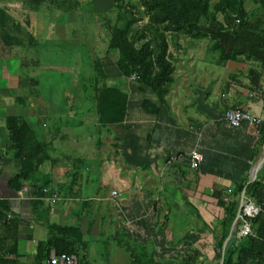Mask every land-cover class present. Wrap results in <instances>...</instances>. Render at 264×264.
Masks as SVG:
<instances>
[{"label": "crops", "instance_id": "1", "mask_svg": "<svg viewBox=\"0 0 264 264\" xmlns=\"http://www.w3.org/2000/svg\"><path fill=\"white\" fill-rule=\"evenodd\" d=\"M78 11L0 0V264H48L53 254H67L49 245L57 227L75 230L62 239L73 242L68 255L76 264H221L225 245L226 255L250 224L242 210L232 231L264 150L262 70L241 61L229 74L227 81L235 76L243 85L252 78L254 90H228L226 83L223 90H177L180 45L172 41L175 83L163 102L122 75L108 43L98 46L96 32L99 80L91 90H64L63 73L71 68L40 66L27 55L70 30L79 37L71 17ZM27 65L54 81H39L36 70L23 73ZM105 83L128 97L118 123L100 121L95 89ZM229 109L262 124L232 127L225 120ZM9 117L31 129L21 152L10 143ZM193 151L204 158L198 170L191 167ZM263 168L257 174L262 182ZM236 201L232 220L228 212ZM245 201L264 206L247 194Z\"/></svg>", "mask_w": 264, "mask_h": 264}, {"label": "trees", "instance_id": "2", "mask_svg": "<svg viewBox=\"0 0 264 264\" xmlns=\"http://www.w3.org/2000/svg\"><path fill=\"white\" fill-rule=\"evenodd\" d=\"M22 1L24 6L33 10L47 6L72 12L83 7L82 0ZM254 1L255 5L247 9L245 0H218L214 4L211 0H113L115 22L111 23V18L104 16V23L110 30L108 51L116 55V65L122 75L126 78L137 75L136 81L140 88L150 90L163 102L175 83L176 65L169 52L170 41H178L182 36L195 40L210 38L218 51L217 65L225 66L229 61L251 62L259 66L261 78L264 79V0ZM212 5L215 12L212 11ZM90 12L95 13V8ZM218 13L224 16V22H220ZM145 17H148V21L141 29H137L135 26ZM95 65L96 80H99V62ZM252 83V78L251 85H243L237 82L235 76H231L225 86L228 90L231 85L254 90L255 85ZM95 90L100 121H122L128 98L122 89L105 83L98 85ZM7 128L12 147L23 151L29 135L32 136L29 125L22 119L9 117ZM246 194L264 204V182L258 177L248 185ZM238 206L237 201L230 204L228 215L232 220L237 215ZM248 220L252 234L243 237L237 245L231 242L226 250L224 264L264 263V206L259 215ZM72 233H75L74 229L53 228L49 245L57 253H74L73 242L65 243L62 239L65 234Z\"/></svg>", "mask_w": 264, "mask_h": 264}, {"label": "rangeland", "instance_id": "3", "mask_svg": "<svg viewBox=\"0 0 264 264\" xmlns=\"http://www.w3.org/2000/svg\"><path fill=\"white\" fill-rule=\"evenodd\" d=\"M138 1L139 0H134V2ZM245 1L247 9L255 5L254 0ZM211 2L214 4L217 3L218 0H211ZM112 5L113 0H83L82 9L71 16L75 17V21L78 23L79 27L76 32L79 37H74L75 31L70 30L66 36L53 38V42H47L41 49L37 47L36 51H32V53H29L27 56H36L37 61L41 63L40 66H63L71 68L70 70L67 69L66 74L63 73V78L67 76L65 79L68 80L66 81V88H63L64 90H91L92 86H95L96 79H98L97 73L93 70L95 57L98 56L96 52L98 49L95 47L96 35L98 34L97 44L99 47L102 48L104 43H108L110 30L108 25L104 23V16L111 18V23L115 22L116 19L114 17ZM93 8L97 9L95 13L90 12ZM212 11L215 12L213 5ZM217 15L220 22H224V16L221 13ZM21 16L24 17L26 14L22 13ZM52 19L54 24H58V20L55 19L54 14ZM147 21L148 17H145V19L137 23L135 27L141 29ZM172 41L180 45V47L175 50L179 56L178 60L175 62L176 65H178V71L176 73L177 82L175 85V89L177 87V90H194L196 87L223 90L229 78V74L233 72L237 73V67L241 66V63L233 61H229L226 67L217 65L218 51L214 48L210 38L195 40L182 36L178 41L172 39L170 44ZM40 43H45L43 38L40 39ZM99 50L101 51L100 48ZM205 58L208 62L206 67L203 63ZM35 70L39 81H54L50 78L47 79L46 76L43 75V73L45 74L47 71H43L40 67H36L35 65L31 67L28 65L25 66L23 68V73L27 74ZM48 74L56 75L57 73L48 72ZM39 75H43L42 78H40ZM70 78L72 79L73 86L71 85ZM109 81L111 85H116V80L111 79Z\"/></svg>", "mask_w": 264, "mask_h": 264}, {"label": "built area", "instance_id": "4", "mask_svg": "<svg viewBox=\"0 0 264 264\" xmlns=\"http://www.w3.org/2000/svg\"><path fill=\"white\" fill-rule=\"evenodd\" d=\"M137 75H133L131 77L132 80H137ZM225 120L226 122L232 126V127H239L244 121H247L251 124H256L260 126L262 124V120L252 116L251 114L242 112L240 110L235 109H229L225 113ZM203 155L199 153L198 151H193L191 153V167L194 170H198L200 168V165L203 162ZM46 194L49 195V192L46 191ZM56 198V196H53ZM262 211V206L259 204H256L251 201H245L243 206V212L244 216L248 218L255 217L260 214ZM252 234V228L250 224L246 223V225L243 227L241 231V237H247ZM48 264H76V258L72 255L68 254H60L56 255L53 254V256L48 261ZM264 264V263H263Z\"/></svg>", "mask_w": 264, "mask_h": 264}, {"label": "water", "instance_id": "5", "mask_svg": "<svg viewBox=\"0 0 264 264\" xmlns=\"http://www.w3.org/2000/svg\"><path fill=\"white\" fill-rule=\"evenodd\" d=\"M264 167V150H263V154H262V157L259 161V163L256 165V167L254 168V171H253V174H252V177H251V182H253L256 178H257V174L259 173V171ZM245 198H246V188L244 189L243 191V194H242V198H241V206H240V209H239V212H238V216H237V219H236V222L233 226V229L232 231H234L236 225H237V222H238V219L240 218L241 214H242V210H243V206H244V202H245ZM227 245V244H226ZM226 245H225V248H226ZM225 248H224V252H223V257H222V260H221V264H224V256H225Z\"/></svg>", "mask_w": 264, "mask_h": 264}]
</instances>
